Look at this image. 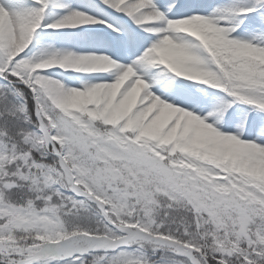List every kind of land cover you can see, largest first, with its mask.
Segmentation results:
<instances>
[{
	"label": "snow or ice",
	"instance_id": "obj_1",
	"mask_svg": "<svg viewBox=\"0 0 264 264\" xmlns=\"http://www.w3.org/2000/svg\"><path fill=\"white\" fill-rule=\"evenodd\" d=\"M0 264H264V0H0Z\"/></svg>",
	"mask_w": 264,
	"mask_h": 264
}]
</instances>
